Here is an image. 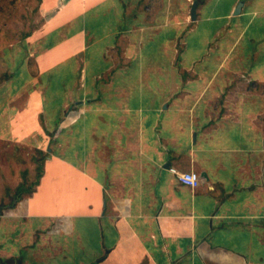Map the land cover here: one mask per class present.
<instances>
[{
	"label": "crops",
	"instance_id": "1",
	"mask_svg": "<svg viewBox=\"0 0 264 264\" xmlns=\"http://www.w3.org/2000/svg\"><path fill=\"white\" fill-rule=\"evenodd\" d=\"M38 13L0 52V141L46 152L0 264H264V0Z\"/></svg>",
	"mask_w": 264,
	"mask_h": 264
},
{
	"label": "rangeland",
	"instance_id": "2",
	"mask_svg": "<svg viewBox=\"0 0 264 264\" xmlns=\"http://www.w3.org/2000/svg\"><path fill=\"white\" fill-rule=\"evenodd\" d=\"M39 3L40 0H0V52L5 46L16 41L20 32L32 30L40 23L42 19L38 13ZM58 25L54 24L48 30L56 39L57 32L60 31ZM1 75L0 79L3 77ZM58 121L57 118L55 122ZM35 150L18 143L0 141V206L8 202L15 187L22 180L34 179L36 173L34 156H37ZM44 153L46 154L45 151Z\"/></svg>",
	"mask_w": 264,
	"mask_h": 264
},
{
	"label": "trees",
	"instance_id": "3",
	"mask_svg": "<svg viewBox=\"0 0 264 264\" xmlns=\"http://www.w3.org/2000/svg\"><path fill=\"white\" fill-rule=\"evenodd\" d=\"M31 31L32 30L26 32H20L18 39L28 36L31 33ZM35 151L37 153V156H34V161L36 162L35 177L33 180H29V181L24 179L15 187L12 194L15 201L21 199L25 195L32 194L33 191L35 190L36 185L38 184L39 178L41 177L46 154L38 149H36ZM9 203L11 205L13 203V200H11Z\"/></svg>",
	"mask_w": 264,
	"mask_h": 264
},
{
	"label": "built area",
	"instance_id": "4",
	"mask_svg": "<svg viewBox=\"0 0 264 264\" xmlns=\"http://www.w3.org/2000/svg\"><path fill=\"white\" fill-rule=\"evenodd\" d=\"M171 172L175 174L177 180L189 187L195 188L198 186L200 178L194 171H177L174 168H170Z\"/></svg>",
	"mask_w": 264,
	"mask_h": 264
},
{
	"label": "water",
	"instance_id": "5",
	"mask_svg": "<svg viewBox=\"0 0 264 264\" xmlns=\"http://www.w3.org/2000/svg\"><path fill=\"white\" fill-rule=\"evenodd\" d=\"M240 5H241V4H239V5L236 7V9H235V11H234V14H237V13L239 12V10H240ZM195 11H196V5H193L192 8H191V19H192V20H195V16H196Z\"/></svg>",
	"mask_w": 264,
	"mask_h": 264
}]
</instances>
